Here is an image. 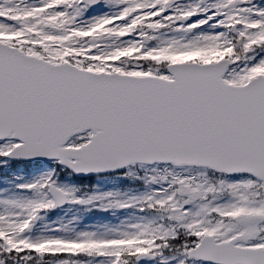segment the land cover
<instances>
[{"label": "snow or ice", "instance_id": "obj_1", "mask_svg": "<svg viewBox=\"0 0 264 264\" xmlns=\"http://www.w3.org/2000/svg\"><path fill=\"white\" fill-rule=\"evenodd\" d=\"M208 262L264 264V0H0V264Z\"/></svg>", "mask_w": 264, "mask_h": 264}, {"label": "rangeland", "instance_id": "obj_2", "mask_svg": "<svg viewBox=\"0 0 264 264\" xmlns=\"http://www.w3.org/2000/svg\"><path fill=\"white\" fill-rule=\"evenodd\" d=\"M25 178H27L26 170H25ZM60 180L71 183L69 181V178L65 177L64 175L62 176V178ZM121 181L125 182V186H123V187L120 186ZM136 183L139 184V186L142 190V183L140 181H134V180H130L127 178H120V177H116L113 175L95 176L93 178V180L91 181L92 191L103 192V191L119 190L122 193H128V194L139 191L136 188L131 186L132 184H136ZM52 215L56 216V217L64 216L66 218L72 217V216H82L84 223L93 222V221H96L98 219L103 221V220H108V219L113 218L106 213L96 212V213L90 215L87 213L79 212L78 206H73V205H66V207L56 211ZM117 215H119V214H117Z\"/></svg>", "mask_w": 264, "mask_h": 264}]
</instances>
